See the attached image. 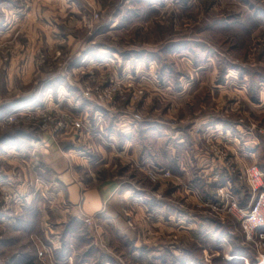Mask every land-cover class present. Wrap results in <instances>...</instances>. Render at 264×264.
I'll return each instance as SVG.
<instances>
[{
  "label": "rangeland",
  "instance_id": "374dc122",
  "mask_svg": "<svg viewBox=\"0 0 264 264\" xmlns=\"http://www.w3.org/2000/svg\"><path fill=\"white\" fill-rule=\"evenodd\" d=\"M122 1L94 0L91 7L76 0L71 23L68 15L65 21L58 16L59 7L39 5L38 14L46 11L56 23L37 25L31 87L17 69L23 42L15 49L9 37L0 38V151H6L0 152V178L6 180L0 181V214L11 223L0 225V264L37 253L44 224L53 222L60 185L42 164L51 148L70 156L86 187L114 181L119 192L138 197L121 210L119 222L133 237L115 239L97 219L100 234H87L97 238L93 257L106 255L116 264H180L172 257L175 247L177 255L184 251L197 264H222L239 247L254 264V247L240 224L216 206L222 185L242 206L234 191L249 194L250 167L256 166L264 181V0H135L121 8ZM114 16L116 27L107 29ZM84 48H97V60L106 65L96 64L92 55L78 62ZM49 82L53 85L46 88ZM35 90L33 104L14 103ZM207 158L216 164L210 177H180L174 169L182 159L204 165ZM201 168L189 167L197 173ZM216 173L227 184H217ZM26 195L32 198L26 201ZM146 201L157 204L153 211L143 210ZM88 220L90 228L84 224ZM76 222L81 227L74 228L75 250L86 247L92 253L95 248H87L92 239L78 240L81 230L96 229L94 219ZM217 224L231 237L222 250L212 248L209 236ZM144 247L151 250L142 256ZM154 253L165 263L152 258Z\"/></svg>",
  "mask_w": 264,
  "mask_h": 264
},
{
  "label": "crops",
  "instance_id": "0c3cea01",
  "mask_svg": "<svg viewBox=\"0 0 264 264\" xmlns=\"http://www.w3.org/2000/svg\"><path fill=\"white\" fill-rule=\"evenodd\" d=\"M85 1L89 6L91 7L95 6L94 0H85ZM134 1L135 0H123L121 4V8L124 5L126 6L127 4H130ZM30 2L31 4H29V7L28 6L25 7V6H21V4L15 3L14 0H0V15H1L0 38L6 40V38L9 37L11 42L13 41V45L15 49H17L20 45H22L20 41L23 42V46L20 47V51L23 54L21 56L22 57L21 60L23 64L17 67V69L23 73L24 80L26 79L29 80L28 82L30 84L28 85H30L31 87L32 74H33V78H35L36 77L35 74L37 71V67H36L37 56H38L37 55L38 54L37 25L39 23V20L43 21L45 25H51L50 23L51 20H52L51 22L56 23L55 19L51 18L49 14L47 15L45 13L46 11L41 16L38 14L39 5L46 7H49L50 5H54V7H59L57 8L58 11L60 12L58 16L62 17L65 21V18H68L67 17L68 15L70 18L67 19V22L71 23L70 20L73 19V14L76 13V7L78 4L76 0H30ZM142 2L144 1H141V3ZM99 8L100 6L97 3V9ZM117 17L118 16L112 17V19L105 25V27L107 29L115 28L118 23ZM80 20L81 21H79V23H81L84 20V18L81 17ZM120 21H125V19L124 18L120 19ZM46 36L51 39H61L65 37V35H46ZM96 36H97V29L93 33V35L89 38V42H91V44L94 43ZM67 39L71 40V37L69 36ZM87 55H92V58L94 59L96 64L98 62V64L102 67L106 65V63L101 61L100 59L99 61L97 60V48L94 51H91L89 48L88 49L84 48L79 54L76 55V57H78L76 58V60L79 62L83 57ZM52 85L53 83L49 82L48 84H45V87L49 88ZM37 100H38V96H37V91L35 90L33 95L19 98L16 101H14V103H19L20 105L28 104V103L33 104ZM112 134L113 133L110 132V136ZM124 145L126 147L122 146L123 149L129 147L128 140L127 142L126 141L124 142ZM179 146L180 145H178L177 147L179 148L178 150L181 149V147ZM22 148L24 147H20V149ZM1 150L2 151L0 152H2L3 154L6 153V151H4L3 149ZM47 151L48 153L45 156L44 161H42V164L46 167V169L49 172L53 173L57 177V182L59 183L60 187L59 189H57L56 196L54 197L57 200L56 205L58 207L55 211V214L52 213L53 216L52 220L54 223L53 222L45 223L44 227L42 228V232H43L42 236L44 242L47 245L51 246L53 251H55L56 253L60 251L62 246L60 235L63 232L64 229L63 227L67 221L68 216L69 217L72 216L74 220H78L81 223H83V219L85 217H92L94 219V222L96 223V229L92 231V233H88V232L85 233L86 240H88V242L87 241L85 242H87L88 244L90 243L89 240L92 239L91 238L92 235L97 236L98 234H100V232L98 233L97 230V219H100L102 221L101 223L102 227L104 228L108 227L109 229H111L113 235H115V239L133 237L130 230H128L125 225L120 224L119 222L121 221L120 219L122 215L121 210L127 209V207L130 205V202L133 201L137 202L136 198L138 197L135 195L133 196L127 190H125L123 193L121 191L119 192V186H117V184L114 181H109V182L97 181V187L94 188L86 187L80 180L79 176L74 171L73 165L71 164V161H69L68 159L70 158V156L65 157L64 154L58 153L53 148ZM103 160L104 159H102L101 157L100 160L97 161V164H102ZM194 160L196 161V162L194 161L195 165L192 164L193 160L189 159L188 161H185L182 159L180 164L178 163L174 166L175 171L180 175V177L187 178L189 176H193L195 180H200L202 176L210 177L211 172L216 166L215 162L214 161L210 162V160L207 158V160H205L206 163L204 165H200L199 163L200 160L198 159H194ZM189 167L192 169L201 168L200 170L202 171L199 170V173L195 172V170L190 171L191 169H189ZM0 181L6 183L5 179L0 178ZM31 198H32L31 196L26 195L24 200L29 201ZM145 204L146 206L144 205L143 210L145 209L149 211H153V206L157 205L154 204V202L153 205H151L149 201L148 202L146 201ZM159 205L160 207L163 206L162 204ZM158 210H162V209L159 208ZM41 215H44L43 211L41 212ZM158 215H159L158 217H162L160 216V214ZM179 217L182 218L183 216L180 215ZM7 220L8 219L5 216H3V214L2 215L0 214V225L2 227L11 224L10 220L8 221ZM178 221L181 222V219L178 218ZM13 222L14 223L16 222L15 219L13 220ZM199 226L200 228H204L203 227L204 224L202 223ZM87 234H91V236L89 237L91 239H88ZM209 236L211 237L212 241L215 242V244H212V248L214 250H222L225 246H229V243L226 239L231 238L230 234L228 235L226 232L224 233L221 232V230L219 231L216 230V232L210 231ZM89 246L91 247H87V248H95V249L91 251L92 253L88 254L86 247L83 249L81 247L80 248L81 250L78 249L76 251L74 248L75 246L72 244L71 253L69 256L73 258L74 264H116L113 259L108 257L110 259L109 260L106 255H102L101 257L102 260H99L97 257L96 258L93 257L94 255L97 254L96 237L95 239L91 240V245ZM173 249L174 251L172 253V257L174 261H177L180 264H195V262L192 261V258L188 256L186 252L178 250L181 255H177L178 253L176 248L173 247ZM149 250H151V248L147 249L144 247L143 249L139 250V252H141L142 256H144L145 251H149ZM160 251L161 250L159 249L157 250L158 253ZM227 254L225 255L226 260H230L232 258L230 256V252ZM184 256L185 258H183ZM152 258H154L159 262L161 261L165 263L164 257H161L160 254L152 255ZM243 260L245 264L248 262L245 258ZM5 264H38L35 249H34V254L32 256H30L28 253L23 254L20 257L9 259Z\"/></svg>",
  "mask_w": 264,
  "mask_h": 264
},
{
  "label": "built area",
  "instance_id": "2783aa9c",
  "mask_svg": "<svg viewBox=\"0 0 264 264\" xmlns=\"http://www.w3.org/2000/svg\"><path fill=\"white\" fill-rule=\"evenodd\" d=\"M13 115H15V112L6 116L4 120L6 122L11 121L14 117ZM158 173L168 176L162 170ZM222 178L218 173L215 174L214 179L217 184L222 185L224 182L227 184V181ZM246 182L250 195L249 202L246 205L237 206L236 198L231 193V190L228 189L224 192L222 185V191H220L221 199L216 207L218 209L222 206V211L232 215L237 220L244 233L245 240L254 247L253 250L256 253L254 264H264V181L262 172L256 166L250 167L246 171ZM84 224L89 228L91 226L89 220L85 221ZM36 257L37 260L48 264H74L71 256H68L63 261L56 260L52 247L44 242H40V249H37Z\"/></svg>",
  "mask_w": 264,
  "mask_h": 264
},
{
  "label": "trees",
  "instance_id": "16d2710c",
  "mask_svg": "<svg viewBox=\"0 0 264 264\" xmlns=\"http://www.w3.org/2000/svg\"><path fill=\"white\" fill-rule=\"evenodd\" d=\"M2 141H3V139H2ZM234 193L238 197L239 202L242 203L241 205L242 206L246 205L247 201L249 200L248 192L247 193H241L240 190L235 189ZM76 225L78 226L79 224H77L76 220H74V219H70L68 221V223L65 224L64 230H63L62 235H61V243H62L61 249L58 253L54 254L56 260H58V261L65 260L71 253L72 244L74 246H76V248H77L78 244H76V241H74L75 239H77V238H75L76 234L74 232V228ZM220 227L217 224L216 230H218ZM221 232L227 233L228 230H225L224 228L221 227ZM79 238L80 239L78 241L85 242V240H86L85 231L81 230V232L79 234ZM88 254H89V252H88ZM231 257H232L231 260H222L221 261L222 264H244V260H243L244 258L250 259V256L247 253L243 252L241 249H239V247L237 250H235V251H233V253H231ZM192 261L197 264L198 259L196 257H194L192 259Z\"/></svg>",
  "mask_w": 264,
  "mask_h": 264
}]
</instances>
